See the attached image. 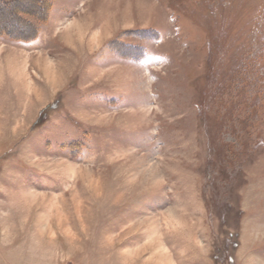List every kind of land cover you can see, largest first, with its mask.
I'll return each mask as SVG.
<instances>
[{
	"label": "rangeland",
	"instance_id": "374dc122",
	"mask_svg": "<svg viewBox=\"0 0 264 264\" xmlns=\"http://www.w3.org/2000/svg\"><path fill=\"white\" fill-rule=\"evenodd\" d=\"M0 264H264V0H0Z\"/></svg>",
	"mask_w": 264,
	"mask_h": 264
}]
</instances>
